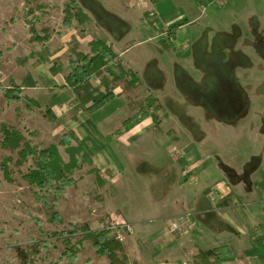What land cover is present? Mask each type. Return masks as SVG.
<instances>
[{"label": "crops", "instance_id": "obj_1", "mask_svg": "<svg viewBox=\"0 0 264 264\" xmlns=\"http://www.w3.org/2000/svg\"><path fill=\"white\" fill-rule=\"evenodd\" d=\"M109 1L111 4L107 1L105 4H109L111 12L112 8L131 16L132 12L143 9L147 17L158 14L162 25L158 21L151 25L146 17L136 24L132 37L125 31L115 35L100 26L97 10L86 11L83 7L94 27L82 26L84 33L75 35L72 31L62 35L77 37L81 45H88L95 35L104 37L123 59V64L138 74L142 84L128 92L119 86L115 97L93 112L81 109L72 88L62 86L70 71L65 61L69 49L66 44L50 54L51 59L62 57L61 73L53 74L49 64L38 62L31 71L41 84L40 79H45L42 88L50 91L54 106L40 101L35 92L39 86L24 88L23 94L53 112L55 120L44 114L40 119L50 124L51 135L74 131L79 138H90L98 146L92 160L107 179L103 187L105 197H101L108 204L106 213L113 219L129 221L136 229L144 227L143 237L137 236L135 229L125 241L131 260L138 264H194L200 250L221 249V264H264V164L255 165L250 171L251 179H244L243 171L222 167L218 159L225 155L223 145L220 144L223 151L219 155L208 151L212 145L209 136L194 133L192 127L185 126L186 130L180 126L172 120L168 105L162 101L165 88L174 87L173 76L184 73L181 61L186 60V54L191 58L196 47L192 43L197 41L195 32L202 28L192 30L190 26L198 18L188 19L187 14H192L199 4L208 5L209 0H181V7L174 3L166 5L169 0ZM254 18V30L246 35L237 21L232 23L236 27L232 32L225 27L220 31L221 35H229L224 44L234 65V82L230 88L241 119L246 116L255 119L251 111L250 115L247 110L243 111L246 106H252V98L256 102L249 93L263 92L258 102L264 109V19ZM173 26L175 35L167 36L165 30ZM152 27L163 29L160 39L167 41H153L160 39ZM143 35L147 38H141ZM209 40L206 38L207 45L198 40L201 52L211 46ZM147 42L153 44L145 46ZM111 71L117 73L116 69ZM256 76L263 79L256 80ZM149 95L165 107L158 126L152 116L142 117L131 107L132 100ZM15 104H19L15 109L21 106ZM33 108L26 109L28 117L35 114ZM127 119L137 120L125 128ZM118 127H123L121 133H115ZM185 168L189 169L187 173ZM182 214H189L194 225L183 235L167 234V221Z\"/></svg>", "mask_w": 264, "mask_h": 264}, {"label": "rangeland", "instance_id": "obj_2", "mask_svg": "<svg viewBox=\"0 0 264 264\" xmlns=\"http://www.w3.org/2000/svg\"><path fill=\"white\" fill-rule=\"evenodd\" d=\"M72 1L0 0L1 84L9 85L12 78L20 84L23 77L33 70V66L37 62L36 59L40 54L51 56L50 54L53 51L62 46L68 45L69 48L72 43H75V39L82 51L85 49L87 50L84 52L90 51L89 44L81 45L77 37L61 35L72 31L75 35L76 33L81 34L82 26L87 27L86 29L94 27L93 20L86 22L84 25L75 21L76 27L73 28L74 30L63 26L62 21L65 15L63 8ZM76 1L86 11L97 10L100 26L106 27V30L110 29L115 35L125 31L127 32L126 35L132 37V31L135 30L136 24L140 23V19L143 20L147 17V11L143 9L132 12L131 16L112 8L110 9L111 12L109 11V4H105V1L111 4L109 0ZM173 3L177 4L178 7L183 5L181 0H169L166 5L171 6L170 4ZM151 16L148 15L147 17L149 24L153 25L158 21L160 26L162 25L158 14H156L157 17ZM187 16L188 19L198 18L191 24L192 30L197 29L199 26L202 28L201 31H198L199 34L195 32L197 41L192 43V46L196 47L195 51L192 50L194 53H192L191 58L188 59V54H186L187 56L184 55L186 60L181 61L184 73H179L176 77L173 76V80H175L174 87L169 86V90L165 88L162 101L168 105V110L173 116L172 120L177 121L180 126L185 129L186 127H192L195 130L194 133L209 136L208 139L212 140L210 141L212 145L207 149L208 151L218 154V152L223 151L220 144L223 145L225 155L220 156V159H218L219 165L232 170L243 171L245 172L242 173L244 179H251L252 176H249L250 171L256 167L255 165L259 164L260 167L261 162L262 165L264 164V118L262 117L264 109L262 110L258 102V97L263 96V92L249 93L251 97H255L256 102L252 98V104H250L252 106L250 108L246 106L243 109V111L247 110L249 115L251 111L255 115V119L254 117L250 118V116L243 119L238 118L237 110L239 107L236 105L235 99L232 98L230 88L234 82V76L232 75L234 65L224 44V39L226 40L229 35H221L220 31L222 27H225L229 32H232L236 28L232 23L237 21L244 29V35L252 32L256 24L254 23L256 21L254 17L264 19V0H245L243 3L231 0L224 5L209 0L208 5H197L196 10L192 14L188 13ZM36 17H38V20ZM31 23H36L37 31L41 35H47L48 41L42 45L34 41V36L30 30ZM171 29L168 30L167 28L165 30L167 36H174L170 34ZM152 30L158 32L156 34L157 39H160L163 29L159 31L158 28L152 27ZM141 38H147V36L143 35ZM206 38L212 42L211 46L207 47V51L201 52L198 40L201 39V43L207 45ZM63 39H65L64 42ZM153 41L165 42L167 40L162 38ZM152 44V42H147L145 46ZM131 46L132 43H129V47ZM132 52L135 53L134 50ZM31 53L35 54L34 58L30 57ZM201 53L205 54L199 57L198 55ZM67 54H69V49ZM65 57L68 64V55ZM220 64L223 65L220 66ZM123 67L127 69L125 64H123ZM112 69H116L117 74H119L120 69L118 66L110 64L109 70ZM126 78H130V76ZM255 78L260 81L263 79L259 76ZM40 80L43 83L39 82L40 88L35 92L40 101H45L53 107L54 102L50 101V91L42 88L45 87V79ZM92 81L96 85L101 84L100 77H94ZM140 84L142 83L140 82L137 86ZM118 88L119 86L116 87V91ZM15 103H20L21 106L18 107L20 111L15 109L19 105ZM23 106L24 100L21 102L15 101L13 105L9 104L8 106L0 89V141L3 138V127L8 126L20 131L31 143V146L38 150L56 144L63 159L68 162L70 154L66 151L67 145L60 142L61 136L59 135L61 133L51 135L50 124L40 120L43 119L42 115H45L43 109L41 111L35 109L38 107H34L35 114L31 113V117H28L29 113ZM45 117L50 119L47 115ZM240 117H243L242 113ZM71 143L76 144L74 140ZM215 144L219 149L216 148L215 150ZM6 156L18 159V150L13 151L0 146V164ZM253 156L255 157L253 158ZM30 164H24L22 169L27 171ZM91 167L90 162H86L82 169L75 168L72 175L77 179L76 184L70 186L65 194H57L52 189L47 195V202L39 201L35 197L32 187L17 171L16 167L12 166L16 171L12 182L5 179L0 167V264H20L15 245H28L32 240L38 241L43 238L47 240L49 246L48 248H41L42 256H37L36 261L30 264H110L107 257H100L96 254V249L90 240L83 242L78 258L71 262L63 255L64 247L61 240L49 236L54 231L68 229L70 223L81 226L89 221L93 229L109 228L111 235L116 232V229L112 228V220L117 223L132 224L127 220H116L111 217L106 221L103 220L106 215H110L106 213L108 209L106 205L108 204L106 200L101 201L103 200L101 197H105V191L104 188L98 187L95 180L96 176L91 171ZM184 171L187 173L189 169L185 168ZM212 199H214V196H212ZM55 212L60 214L58 221L53 220ZM167 226L166 223V233L174 234L167 230ZM143 229L144 227L136 229V235L143 237ZM184 233L174 235H183ZM129 235L131 234L126 233L124 240L121 241L125 242ZM81 236L79 234L73 236V242L79 240ZM47 237L49 238L47 239ZM128 257L127 264H134L133 261L136 260H131L129 254Z\"/></svg>", "mask_w": 264, "mask_h": 264}, {"label": "trees", "instance_id": "obj_3", "mask_svg": "<svg viewBox=\"0 0 264 264\" xmlns=\"http://www.w3.org/2000/svg\"><path fill=\"white\" fill-rule=\"evenodd\" d=\"M72 2L66 4L63 9L65 14L63 26L70 29L75 27V21L84 25L89 20V16L83 6L76 0ZM36 19L38 20V17ZM35 24H30L31 34L34 36V41L42 45L48 41V36L41 35L37 31ZM175 29L176 27L173 26L170 34L175 35ZM82 33H84V30H82ZM88 44L90 52L82 51L76 39L75 43L70 45L68 54L70 71L66 75L65 84L62 86L72 88L75 102L79 104L81 109L93 112L115 97L117 86H121L124 89L123 91L130 90L135 88L141 82V79L133 69H125L123 67V59L116 53L113 45L104 37L95 35ZM30 57L34 58L35 54L31 53ZM36 60L38 63L49 64L53 74H59L63 71L64 63L62 57L51 60L48 54L44 55L42 53ZM110 64H115L119 67V74H114L109 70ZM128 76L130 78H126ZM94 77H100V85L93 83ZM37 86H39V80L31 72L23 77L20 84L13 78L10 80L9 85L0 83V89L9 104L24 100L23 107L25 109L38 107L42 111L43 108L38 101L23 95L24 88ZM131 107L133 110H138L142 117L152 116L157 126L163 120L162 115L165 112V107L158 103V99L152 95L137 101L132 100ZM17 110L20 111V109ZM43 113L50 120H55V116L49 108L43 109ZM136 120L127 119L123 126L125 128L129 127ZM122 129L123 127L116 128L115 133H121ZM59 136H61V144L67 145L66 151L70 154L68 162L63 159L56 144H51L49 147L38 150L31 146V143L27 141L20 131L4 126L0 146L4 149L18 150V159L6 156L0 164L5 179L10 182L14 180L16 171L12 166L16 167L17 171L22 174V177L32 187L35 197L39 201L47 202V195L52 189L57 194L67 193V189L77 182V179L72 175V171L75 168L82 169L86 162H90L92 165L91 171L96 176L97 185L99 188H103L107 183V179L92 160L93 155L99 150L98 146L90 138H79L74 131H65ZM73 140L76 142L75 145L71 143ZM27 163L31 164L27 171H24L22 167ZM59 219L60 214L55 212L53 220L58 221ZM107 219H110V215H106L103 220L106 221ZM78 234L82 235L81 238L73 242V236ZM49 236L61 240V244L64 247L63 255L71 262L78 258L80 247L85 240H90L96 249V254L100 257H107L110 264H127L129 260L125 242L121 241L116 234L111 235L109 228L93 229L89 221L81 226L70 223L68 229L54 231ZM48 246L49 243L44 238L38 241L32 240L28 245L16 244L15 249L20 264L34 263L37 256H42L41 248H48ZM221 258V249L200 250L194 258V264H221ZM133 263L138 264L136 261H133Z\"/></svg>", "mask_w": 264, "mask_h": 264}, {"label": "built area", "instance_id": "obj_4", "mask_svg": "<svg viewBox=\"0 0 264 264\" xmlns=\"http://www.w3.org/2000/svg\"><path fill=\"white\" fill-rule=\"evenodd\" d=\"M231 0H214L218 4H227ZM167 230L170 233L179 234L188 231L193 225L194 221L190 215H180L171 218L167 221ZM112 228L116 229L115 234L120 240H124L126 233L132 234L134 232V226L128 223H117L112 220ZM192 264V263H191Z\"/></svg>", "mask_w": 264, "mask_h": 264}]
</instances>
